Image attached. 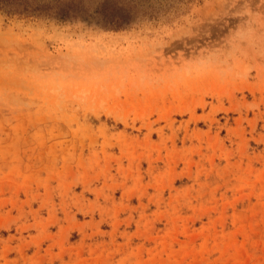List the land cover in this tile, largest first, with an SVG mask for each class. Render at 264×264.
I'll list each match as a JSON object with an SVG mask.
<instances>
[{
  "label": "rangeland",
  "instance_id": "rangeland-1",
  "mask_svg": "<svg viewBox=\"0 0 264 264\" xmlns=\"http://www.w3.org/2000/svg\"><path fill=\"white\" fill-rule=\"evenodd\" d=\"M55 1L0 9V264H264V0Z\"/></svg>",
  "mask_w": 264,
  "mask_h": 264
},
{
  "label": "trees",
  "instance_id": "trees-1",
  "mask_svg": "<svg viewBox=\"0 0 264 264\" xmlns=\"http://www.w3.org/2000/svg\"><path fill=\"white\" fill-rule=\"evenodd\" d=\"M29 3H26V0H0V9L10 13H27L33 12L37 15H53L59 19L67 20L69 18L76 19L78 16H82L83 10L80 8L77 2L68 1L66 4L62 5L61 3L55 1L53 4H41L36 7L29 8ZM123 20L119 18H109L105 17L104 24L109 28L119 29L123 27ZM127 22V20H126Z\"/></svg>",
  "mask_w": 264,
  "mask_h": 264
}]
</instances>
